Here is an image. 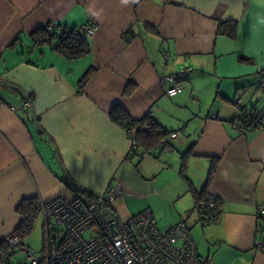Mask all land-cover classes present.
Returning <instances> with one entry per match:
<instances>
[{
	"label": "crops",
	"instance_id": "crops-1",
	"mask_svg": "<svg viewBox=\"0 0 264 264\" xmlns=\"http://www.w3.org/2000/svg\"><path fill=\"white\" fill-rule=\"evenodd\" d=\"M228 20L235 38L218 33ZM92 22L93 34L82 30L90 50L76 59L30 36ZM185 67L184 80L161 83ZM262 69L264 0H0V242L22 200L74 195L65 176L85 200L119 183L113 202L126 218L148 209L165 227L184 221L212 264H264V123L238 129L244 106L264 119ZM116 105L155 119L167 145L134 165L126 129L109 116ZM206 196L218 198L208 223L196 208Z\"/></svg>",
	"mask_w": 264,
	"mask_h": 264
},
{
	"label": "built area",
	"instance_id": "built-area-1",
	"mask_svg": "<svg viewBox=\"0 0 264 264\" xmlns=\"http://www.w3.org/2000/svg\"><path fill=\"white\" fill-rule=\"evenodd\" d=\"M97 27L98 24L92 22L79 29L93 34ZM190 72V67L182 68L161 78V83H179ZM256 80L264 81V69ZM179 89V86L173 87L167 94L172 96ZM21 104L27 110L31 101L26 98ZM238 119L240 131L264 123L254 105L242 107ZM136 147L137 142L131 135L129 153ZM121 191V185L115 182L89 200L75 195L39 200L44 231L42 252L36 253L12 232L0 242V264H212L197 253L184 221L159 228L148 209L121 218L113 205ZM216 203V196H208L199 204L202 222L214 219ZM259 215L264 217V207L259 209ZM258 246L264 247V238Z\"/></svg>",
	"mask_w": 264,
	"mask_h": 264
},
{
	"label": "trees",
	"instance_id": "trees-1",
	"mask_svg": "<svg viewBox=\"0 0 264 264\" xmlns=\"http://www.w3.org/2000/svg\"><path fill=\"white\" fill-rule=\"evenodd\" d=\"M218 33L235 38L236 22L232 20L221 22L219 24ZM30 36L35 45H53L54 50L60 52L68 59H76L90 50L88 36L77 27H63L57 32H51L48 27H40L34 30ZM90 74V70L84 74L80 81L81 86L89 78ZM125 92L128 93L129 89L127 88ZM109 116L114 122L121 124L126 129L129 139L132 135L137 142V147L134 151L129 153V158L132 159L134 156L141 157L144 153H150L152 150L156 149L157 146L167 145L166 137L170 134L169 131H167L151 116L145 115L140 119H133L123 108L117 105L112 108ZM61 180L75 196L80 198H83L84 196L89 197V195L86 194L80 186L71 181L69 178L64 176ZM207 197L208 196H206V198ZM205 199L197 201L196 208L198 212L199 204ZM217 208L218 205L216 203L214 210L215 215H217ZM16 212L21 216V220L15 229V232L23 238L31 233L34 222L39 217V201L36 198L24 199L17 206Z\"/></svg>",
	"mask_w": 264,
	"mask_h": 264
},
{
	"label": "rangeland",
	"instance_id": "rangeland-1",
	"mask_svg": "<svg viewBox=\"0 0 264 264\" xmlns=\"http://www.w3.org/2000/svg\"><path fill=\"white\" fill-rule=\"evenodd\" d=\"M139 159L140 156H136L135 159L133 160V164L136 165ZM117 203L118 202H113L115 209ZM116 210L118 211L121 218H126L125 214H123V212L118 208V206ZM156 221L160 228L165 227V224L163 223V221L159 220V218H156ZM23 241L26 245L34 249L36 253L40 254L42 252L44 245V231H43V219L41 216H39L34 222V226L31 233L23 237Z\"/></svg>",
	"mask_w": 264,
	"mask_h": 264
},
{
	"label": "water",
	"instance_id": "water-1",
	"mask_svg": "<svg viewBox=\"0 0 264 264\" xmlns=\"http://www.w3.org/2000/svg\"><path fill=\"white\" fill-rule=\"evenodd\" d=\"M12 89L16 90L18 93H21L20 89L17 87L12 86Z\"/></svg>",
	"mask_w": 264,
	"mask_h": 264
}]
</instances>
